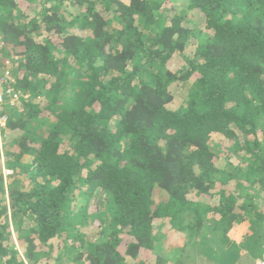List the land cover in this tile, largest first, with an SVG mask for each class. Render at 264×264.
Wrapping results in <instances>:
<instances>
[{
	"label": "trees",
	"instance_id": "16d2710c",
	"mask_svg": "<svg viewBox=\"0 0 264 264\" xmlns=\"http://www.w3.org/2000/svg\"><path fill=\"white\" fill-rule=\"evenodd\" d=\"M174 2L0 0V264H264V0Z\"/></svg>",
	"mask_w": 264,
	"mask_h": 264
},
{
	"label": "rangeland",
	"instance_id": "374dc122",
	"mask_svg": "<svg viewBox=\"0 0 264 264\" xmlns=\"http://www.w3.org/2000/svg\"><path fill=\"white\" fill-rule=\"evenodd\" d=\"M123 1L126 2V0H123ZM168 1L173 3L176 9L184 8V4L182 2L175 3L174 0H168ZM1 127H3V123L0 122V129ZM3 137L4 135H1L0 133V150H2L1 149L2 142L4 141V139H2ZM217 139L221 141L222 137L219 135ZM230 162L234 164L237 163V161H235L234 158H230ZM3 172L5 174L7 173L5 170H3ZM232 184L234 185V183ZM189 197L193 199H197L198 201L205 202V203H207V201L209 202V199H210L206 195L204 197L197 198L196 196H194V194H191ZM263 200H264V195H262L261 193L260 196L256 198V202L263 204ZM84 230L85 229H83V231ZM90 232H92V230ZM92 236L93 235L91 234V237ZM14 242H15L16 249L21 253V249L18 243L16 242V240ZM256 250L251 251V248H249L248 246H243L242 249L239 250L238 253L235 252L232 254L231 253L218 254L219 252L218 253L208 252L209 251L208 243L202 237H199L189 248V259L186 264H199L200 261H198V259L202 258L203 256H207L206 259H208V262L212 264H261L259 259H263L262 249L256 248ZM207 252L208 254L209 253H212V254L206 255Z\"/></svg>",
	"mask_w": 264,
	"mask_h": 264
},
{
	"label": "built area",
	"instance_id": "2783aa9c",
	"mask_svg": "<svg viewBox=\"0 0 264 264\" xmlns=\"http://www.w3.org/2000/svg\"><path fill=\"white\" fill-rule=\"evenodd\" d=\"M17 69V56L7 47L0 34V106L3 104V97H10V104L14 105L19 100L20 94L13 93L10 88H6L12 81L13 74ZM5 88V91L2 88ZM0 122L2 123L1 119Z\"/></svg>",
	"mask_w": 264,
	"mask_h": 264
}]
</instances>
